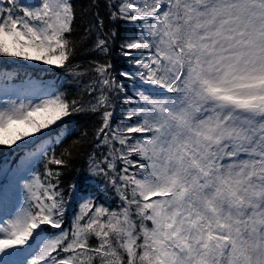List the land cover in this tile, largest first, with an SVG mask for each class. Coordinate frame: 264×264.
<instances>
[{"label": "snow or ice", "instance_id": "6c2138e0", "mask_svg": "<svg viewBox=\"0 0 264 264\" xmlns=\"http://www.w3.org/2000/svg\"><path fill=\"white\" fill-rule=\"evenodd\" d=\"M108 7L112 19L137 25L120 45L130 64L121 76L138 85L124 97L128 123L111 126L113 94L125 86L111 62L93 61L68 69L94 74L88 100L29 81L30 94L0 103V145L73 112L98 113L96 135L109 150L90 157L88 179L104 177L121 204L110 210L85 195L65 230L60 173L46 165L45 179L33 173L24 201L0 220V264H264V0ZM74 19L71 0H0V57L64 67L75 51ZM97 23L93 48L107 54L111 36ZM12 79L0 71L5 90ZM47 163L67 161L53 154Z\"/></svg>", "mask_w": 264, "mask_h": 264}, {"label": "trees", "instance_id": "16d2710c", "mask_svg": "<svg viewBox=\"0 0 264 264\" xmlns=\"http://www.w3.org/2000/svg\"><path fill=\"white\" fill-rule=\"evenodd\" d=\"M71 3L75 19L70 38L76 46L69 64H65L64 67L49 64L41 65L38 61L27 64L19 57H0V70L12 71V81L21 80L27 75L49 77L52 79L53 88L57 92L65 93L69 99L83 96L84 100H88L90 97L85 92V88L93 79L94 74L89 72L83 76H76L73 71L68 69L79 65L80 67L74 68V71L81 72L90 68L93 61L111 62L113 75L118 83L125 87L119 94H113L115 108L110 124L115 128L118 125L128 123L123 119L124 111L129 107L124 103V97L132 95L138 85L121 76L122 72L129 70L130 64L122 55L120 45L130 35L134 34L137 25L123 19H112L108 7L109 0H71ZM98 20H103V33L111 36L107 54L100 53L93 48L99 30ZM89 26H92V31L86 33L85 30ZM112 33L115 35L112 36ZM100 123L98 113L90 111L73 112L70 116L65 117L62 122L53 125L51 129H45L41 133L25 137L14 145H0V162L4 156H12L7 161L15 173L19 175L23 171L35 173L43 181L47 175L46 165L47 168L60 173L57 190H62V224L65 230H71L74 218L81 211V204L85 195L93 197L95 204L103 205L110 210L118 209L121 204L116 188L108 183L104 177L88 179L90 157L95 154L97 158H102L109 150V146L100 145L97 138L96 130L100 127ZM19 127L26 128L27 126L21 125ZM27 130L31 131L30 128ZM42 144L43 147L47 146V151L36 160L35 164L29 165L27 168L25 166V169H22L21 164L16 165V161L23 156L25 148L37 149ZM115 147H119V145L116 144ZM66 149L67 152H65ZM61 153H64L63 157H61ZM53 154L57 158L65 159L67 163L61 166L47 163ZM51 179L54 183L56 182L55 177ZM55 232H59V229H53L50 226L45 227L46 234L50 235ZM96 242L95 237L89 239L90 245Z\"/></svg>", "mask_w": 264, "mask_h": 264}, {"label": "rangeland", "instance_id": "374dc122", "mask_svg": "<svg viewBox=\"0 0 264 264\" xmlns=\"http://www.w3.org/2000/svg\"><path fill=\"white\" fill-rule=\"evenodd\" d=\"M25 2H31V0H25ZM19 58H22V57H19ZM22 59H23V62L27 64L36 63V60H28L25 58H22ZM38 63H40L41 65H47L43 61H38ZM29 81L41 87L51 88V82H50V79L48 78L28 77V78H25L24 81L21 83L10 84L11 86L7 90H5L3 87H0V103H3L4 101H7L8 99H17L18 96L22 97L24 95L30 94ZM30 178H31V175H29L28 179ZM20 196L21 195L19 194L16 196L14 192H11L9 190L7 191V194H3L0 191V220H7L11 218L16 208L23 202V198L21 199Z\"/></svg>", "mask_w": 264, "mask_h": 264}]
</instances>
